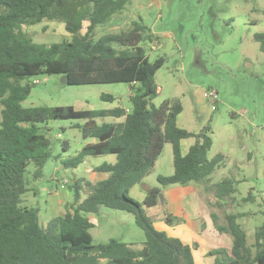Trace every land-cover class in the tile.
<instances>
[{
    "label": "trees",
    "instance_id": "1",
    "mask_svg": "<svg viewBox=\"0 0 264 264\" xmlns=\"http://www.w3.org/2000/svg\"><path fill=\"white\" fill-rule=\"evenodd\" d=\"M124 3V0H0V264H196L194 247L157 229L154 217L148 213L149 208L161 203L163 191L159 187L149 188L146 198L139 201L130 196V189L153 168L166 141L172 144L174 172L157 176L164 186L201 183L224 164L226 157L222 153L209 157L213 144L210 124L198 133L178 126L181 103L164 101L159 106H150L159 92L155 77L165 59L150 60L142 42L152 41L155 35L141 20H134L132 27L120 33L95 38L96 28L122 10ZM45 21L64 23L69 38L40 44L22 30L24 25ZM85 22L89 24L83 32ZM255 39L264 51V32L257 33ZM36 75L66 76L72 85L129 83L132 109L24 107L22 102L32 88L25 81ZM101 98L116 99L111 94H102ZM106 116L124 120L87 127L98 141L84 146L76 156L62 163L68 168H78L86 156L116 155L115 163L94 168L109 176L95 183L84 179L90 192L83 200L82 179L68 184L74 190V199L65 214L53 216L43 224L40 208L25 205L23 200L32 191L28 167L34 164L32 177L40 179L53 156L50 138L40 131L38 123ZM192 137L196 142L184 154L182 141ZM237 183L233 177L215 183L212 189L216 203L221 205L233 195ZM102 206L132 213L145 232V245L136 249L115 238L94 244L90 229L95 222L88 214H100ZM211 215L216 230L232 237V246L210 250L208 254L214 256V261L208 264H264V224L255 231V242L249 244L238 214H227L226 224H215L217 216Z\"/></svg>",
    "mask_w": 264,
    "mask_h": 264
},
{
    "label": "rangeland",
    "instance_id": "2",
    "mask_svg": "<svg viewBox=\"0 0 264 264\" xmlns=\"http://www.w3.org/2000/svg\"><path fill=\"white\" fill-rule=\"evenodd\" d=\"M124 1L122 10L96 28L95 38L125 31L132 27L134 20H141L159 38L158 41L154 36L152 41L142 42L151 61L160 57L165 59L156 73L159 92L150 106H159L164 101L181 103L178 126L192 132L198 133L211 125L213 144L209 157L222 153L226 158L212 177L198 184L201 212L209 213L208 219L213 223L211 214L214 213L217 216L215 224H226L227 214H238L248 243L253 244L255 231L264 224V51L255 39L257 33L264 32V0ZM88 24L84 23L83 32ZM22 30L40 44L69 38L65 24L58 21L24 25ZM156 43L157 48L153 49ZM36 80L39 82L34 83ZM25 82L32 88L22 102L24 107L72 105L90 110L132 109L131 88L126 82L72 85L63 83L62 76L58 75L31 76ZM212 90L218 93L215 103L207 97ZM102 94L114 95L116 99L103 100ZM1 110L0 103V122ZM114 121L116 118L106 116L93 120L58 119L38 123L40 131L50 138L53 156L40 179L32 177L34 164L28 167V185L32 191L23 200L25 205L40 208L43 224L57 212L51 203H46L40 196L35 198L33 189L56 187L58 182L50 179L54 173L60 180L68 179L69 184L80 180L79 176L92 183L105 179L108 173L92 172V169L117 160L115 155L86 156L78 168L65 167L62 160L76 156L84 146L95 143L97 139L88 133L87 127ZM195 142V137L184 139L183 153H187ZM173 172L172 144L166 141L155 165L140 183L134 185L130 196L140 201L149 188L159 187L164 194L160 201L161 204L164 202L166 217L185 219L184 216L174 217L170 210L173 205L165 192L171 185L164 186L157 180V176ZM226 177L238 180L237 190L219 205L212 186ZM84 179L81 181V200L90 192ZM53 195L58 196L55 199L65 201L61 208L64 210L74 199V190H70L68 184H61L58 194ZM190 197L185 194L180 205H185L186 211L194 214V208L188 204ZM88 216L95 222L90 229L94 244L115 238L136 249L145 245V232L137 225L132 213L102 206L100 214ZM227 237L232 239L230 235Z\"/></svg>",
    "mask_w": 264,
    "mask_h": 264
},
{
    "label": "crops",
    "instance_id": "3",
    "mask_svg": "<svg viewBox=\"0 0 264 264\" xmlns=\"http://www.w3.org/2000/svg\"><path fill=\"white\" fill-rule=\"evenodd\" d=\"M123 120L124 118H119L116 119V121L114 122H120ZM96 141H98V139ZM116 161L117 160L115 159V161H112L110 163H115ZM56 169L59 171L58 166L56 167ZM92 172H97V171H94L93 168ZM54 175L57 174L54 173L51 176L50 179L52 181H54L53 179ZM79 177L80 179L85 178L81 176ZM210 177L212 176L210 175L209 178ZM201 183H190L188 185H172L167 190V192H165V196L167 200H170L171 205H173L170 208V210L172 214L175 215L174 217L180 218V216H184L185 219L183 218L175 219L173 217H170L168 219V217H166L164 213V208H165L163 205L164 202L163 204L160 203L158 206L149 208L148 213L154 217V224L157 229L164 231L170 237L180 238L183 242L190 244L194 247L193 255L196 264H208L214 261V256H210L208 254L209 251L222 246L230 248L232 246V239L227 237L228 234L220 233L218 230H216L214 223L208 219L210 215L209 213L203 214L201 212L202 209L199 204L200 188L198 186V184ZM58 185L59 183L56 184V187L55 186L51 188L41 187L39 189H33L34 190L33 194L35 198L40 196L46 203H51L52 208L57 212L56 215L54 216L64 215L66 212V209L61 210L63 204H66L65 201L63 199H55L58 198V196L53 195L54 193L58 194L61 184L60 186ZM135 187L136 186H133L132 189H130L131 192ZM185 194H187L188 196L191 195V197L188 199V204L189 206L194 208L195 210L194 214H191L190 211H186L187 209L185 208V205L183 206L180 205V200L181 198H183V196H185ZM146 196L147 194L142 195L140 201H143L146 198ZM174 202L176 204H174Z\"/></svg>",
    "mask_w": 264,
    "mask_h": 264
},
{
    "label": "built area",
    "instance_id": "4",
    "mask_svg": "<svg viewBox=\"0 0 264 264\" xmlns=\"http://www.w3.org/2000/svg\"><path fill=\"white\" fill-rule=\"evenodd\" d=\"M157 48V43L154 44L153 49ZM39 80H36L35 83H38ZM207 97L211 100V102H216L218 100V93L215 90L210 91V93L207 95ZM55 182H58L59 184H69L68 179L60 180L57 175H54L53 177Z\"/></svg>",
    "mask_w": 264,
    "mask_h": 264
},
{
    "label": "water",
    "instance_id": "5",
    "mask_svg": "<svg viewBox=\"0 0 264 264\" xmlns=\"http://www.w3.org/2000/svg\"><path fill=\"white\" fill-rule=\"evenodd\" d=\"M62 82H63V83H68V79H67L66 76H62Z\"/></svg>",
    "mask_w": 264,
    "mask_h": 264
}]
</instances>
